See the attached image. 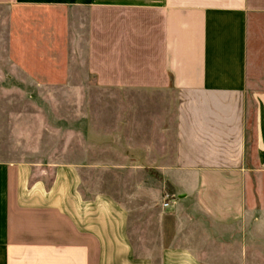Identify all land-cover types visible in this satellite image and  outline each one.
I'll list each match as a JSON object with an SVG mask.
<instances>
[{"label": "crops", "instance_id": "1", "mask_svg": "<svg viewBox=\"0 0 264 264\" xmlns=\"http://www.w3.org/2000/svg\"><path fill=\"white\" fill-rule=\"evenodd\" d=\"M5 8L63 11L41 22L49 71L69 74L77 23L74 52L100 88L173 93L172 151L146 153L173 203L131 234L137 213L83 195L88 159L17 161L3 144L0 264H252V245H264V0H0ZM70 12H87L85 23ZM129 139L113 135L122 161L101 165L139 169Z\"/></svg>", "mask_w": 264, "mask_h": 264}, {"label": "rangeland", "instance_id": "2", "mask_svg": "<svg viewBox=\"0 0 264 264\" xmlns=\"http://www.w3.org/2000/svg\"><path fill=\"white\" fill-rule=\"evenodd\" d=\"M63 14L45 9H0V146L5 144L17 161L47 164L88 159L90 167L80 172L83 195L94 198L106 193L137 213L131 219V234L137 219L146 227L149 221L156 225V218L149 214L154 216L166 208L167 196L173 203V188L162 171L149 167L146 153L149 145L157 151H172L174 95L100 88L74 52L77 23L71 26L69 74L49 71L52 67L46 63L50 61L40 58L44 48L41 22ZM86 14L70 12L72 20L82 23ZM84 30L86 24L81 33ZM59 62L63 67L67 60ZM131 131L136 133L133 137ZM118 132L130 138L126 144L138 155H131L130 150L127 154L138 157L139 163L134 162L139 169L101 165L105 159L121 163L123 155L113 141ZM251 254L252 264H264V245L253 244Z\"/></svg>", "mask_w": 264, "mask_h": 264}, {"label": "built area", "instance_id": "3", "mask_svg": "<svg viewBox=\"0 0 264 264\" xmlns=\"http://www.w3.org/2000/svg\"><path fill=\"white\" fill-rule=\"evenodd\" d=\"M171 205V201H170V199H169V196H167V198H166V200H165V202H164V207H169Z\"/></svg>", "mask_w": 264, "mask_h": 264}]
</instances>
